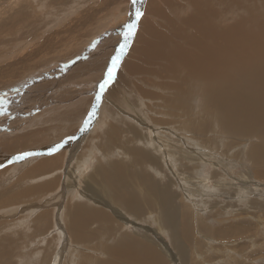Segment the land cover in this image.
Listing matches in <instances>:
<instances>
[{
  "label": "rangeland",
  "instance_id": "374dc122",
  "mask_svg": "<svg viewBox=\"0 0 264 264\" xmlns=\"http://www.w3.org/2000/svg\"><path fill=\"white\" fill-rule=\"evenodd\" d=\"M105 1L106 0H0V38L3 39L2 43L0 42V86L4 84L6 87H9L10 84H14L0 91V93L8 91V94L0 95V99L10 100L9 103L11 102L7 104V114L0 111V140L14 133V135L22 137L24 133L30 132L29 130L21 131V129L27 126L31 116L36 117L39 113L59 111V114H62L66 112L65 115L60 116V120H69L78 114H82L84 120L87 118V115L82 113L81 106H84L86 109L89 101H91L92 104L94 102V95L83 96L82 93L85 89H81L80 87L89 86L88 82L95 77V74L89 73V80H87V82L82 81L84 80L83 74L87 73L89 68L96 67L97 61L104 60L106 63L109 61L114 48L117 46L115 44L117 40L113 37L116 33V27L119 26L117 31H120L122 25L129 20V10H127L129 6L125 9L124 1V7L122 5H117L119 8H112V6L107 8V2ZM109 1L115 2V0ZM127 2L129 1L127 0ZM50 3H54L51 5L58 7H54V9L53 7L48 8ZM92 7L93 9H98L97 12L99 13L98 17L100 20L97 21V18L90 17L91 20L87 23V17L84 18L81 14L86 12L89 16H93V12L96 11V9L93 10L91 9ZM72 9V16L69 20H67V18L65 19L66 21H64L62 13L63 15L69 12L71 13ZM22 12L25 14L26 22H28L26 26L31 22L37 24L41 21H44V25L35 29L32 28V25H29L28 27L22 28L23 32H18L19 34L16 33L18 35L13 34L16 27H18L16 23L20 26L22 22L20 16H17L19 18L14 17H16L17 13ZM43 14L47 15L43 16ZM36 15H41V17H39L41 19L44 17L45 20L44 18L41 20ZM80 16L84 18V20H82ZM227 18H231L230 13ZM60 19L64 21L62 22L64 25L57 23ZM56 23L58 24L57 26ZM85 24L89 25L81 28L82 25ZM46 25L50 27H48L50 29L49 31ZM77 26H80V28ZM94 26H98L96 29L97 31H92V27ZM57 27L60 34L64 32V35H56L57 37L55 38H58L56 41L55 38L51 39V37H53L55 34L54 32L57 31ZM24 30L31 36H23L24 34L27 36V32H24ZM66 31L67 36L65 34ZM83 35L86 36L85 39H83ZM15 36L18 38H15ZM21 36H23V39H21ZM49 36L51 37L49 38ZM63 36L66 37L63 39L60 38L62 40L59 41V37ZM43 37H45L46 40L43 39ZM108 37H112L113 39L111 40V38L109 39ZM39 38L42 39H40L41 42L43 40L46 42H42L41 46L34 47L31 45L27 50L25 49V43H27V41L30 43ZM86 39L88 40L87 42L84 41ZM64 40H66V42H64ZM109 40L111 42L114 41V43L112 44ZM84 42L89 44L86 45ZM63 43H67L68 45H63ZM18 44H21V50L17 54V58L13 57L14 60L12 61V63L15 61L17 64L14 62V65L11 66V63L9 66L7 65L9 63L8 60L6 62L4 60L10 55L9 53H11L12 50H15ZM12 45L15 46L12 47ZM84 46H87V55H85L86 52L84 53L82 49L85 48ZM49 48H52V50ZM104 49L107 50V52ZM96 50L101 51V54L98 56L94 55ZM111 51L112 53H110ZM51 52L57 54V58L56 60L54 59L55 61L53 60V64H50V59L40 62L39 59L50 58L52 55ZM108 52L109 54H107ZM4 53L9 55L6 56ZM79 53L84 54V56ZM55 54H53V57ZM125 59L126 55L123 60L125 61ZM22 61L25 63L28 61L30 63V68L27 65L28 63L24 64ZM69 63L72 64L70 65ZM154 66V62L151 61L149 65L144 68L146 73L143 71L144 73L137 72V75L136 73L135 75H124L125 77H131V81L128 82L129 85L127 84L126 89L129 98H125L123 102L118 105V110L114 108V110L118 112L117 115L113 113V116H111L110 111H108L104 105H101L98 109V116L93 120L88 129L83 128V119L79 121L73 119L68 122H59L53 125L59 128L57 130L64 128L66 132L71 133L62 136H60L61 134H56L55 137H57L58 140L57 138L55 140L59 143L65 142L64 147L56 153L43 155L47 157L57 156L58 162L52 167L41 169L40 167H35L37 165L36 162H31L30 165L27 163L26 165L17 167L10 159L3 163L1 161L5 155L2 154L4 145L0 142V155H3L1 158L2 160L0 159V166L7 164L4 167H0V264H29L32 262V264H53L54 260L56 264H87V262H90L89 264H99L105 261L108 256L107 250H103L104 247L108 249L114 246V244L118 242V239L122 241L121 238L124 237L133 242L137 247L142 244L140 236L145 234L153 237V239L155 238L156 240H154L158 244L161 242L160 245L164 248L163 251H160L157 243H155V247H151L155 249L161 257V262H159V264H264V145L259 147L263 138L259 136V133L248 136L252 132L235 134L228 130H226V132L219 130V127L215 128L214 133L213 131L211 132L212 120L207 113V103L205 105V97L208 95L207 86L205 83L194 82L189 85V87L193 86L195 88L194 96L197 97L195 106L199 108L194 116L198 114V116H200H197L199 119L203 118L202 120L205 121L206 128L205 132L201 135L202 144H200V150H198L199 146L191 147L190 144L182 142L186 141V139H190L188 135L183 132L188 130L185 128L180 129L181 124L178 123V120L177 126L174 129L169 125H165L164 127L160 124L157 125L155 122L157 119L154 120L152 118H157L156 116H158V118H163L165 116L164 114L167 115V113H165V111H167L165 106L159 109H153L152 106L158 102L152 99L142 98L137 90V87H142L143 89L150 90L151 94H154V92L159 95L164 94L165 96L167 94L168 97V92L158 88V84L164 81V79H160L163 71L156 70L157 67ZM121 69L122 66L120 70ZM83 70L86 71L84 72ZM148 73L154 77L147 76ZM143 75H146L148 78L147 81L146 77H143ZM78 79L82 84L81 82L78 83ZM142 79L144 80L142 81ZM156 79L159 80V82H157ZM16 81L19 82L15 83ZM36 81L42 82L43 85L38 84L39 86H43L42 89L36 86ZM148 81H150V83ZM75 86L78 88H75ZM50 87H64V89L66 88L64 91H68L70 88L74 96L78 91H83L80 94L78 92L73 99H68L71 97V95H69L70 93H68L67 96L69 97H66V99L67 101H72L62 102L58 97L52 99L53 95H57V91L55 89L49 91L48 88ZM71 87H73V89ZM46 88L48 89L46 95L48 94L47 97L49 96V98H51L49 101L50 103L44 100L35 104L37 99L34 96L39 94L38 92L40 90L43 91ZM33 90H35V92ZM76 90L78 91L76 92ZM176 92L182 95V99H184L186 95L191 96L189 89L185 86L178 87ZM14 97H18V99L17 102L13 104L12 99ZM103 101H105V98ZM15 104L17 106L19 105V107L23 105V108L27 107V110L23 112L25 113L26 111V113L23 114L21 112L22 114L20 113L19 116H17L14 113V109L16 108ZM163 105L165 104L163 103ZM29 106L31 107V111H33L31 113H28ZM52 106H55L56 110H54ZM32 108L34 109L32 110ZM62 109L63 111H61ZM90 109L91 106L88 107L87 114ZM194 112L195 110H192L191 114ZM152 113H154V115ZM121 125H124L128 131L126 130L125 135L119 136V138L116 139H120V142L116 140L111 142V144L117 142L115 144V149L105 152L101 145V142H105L104 134L111 128L115 130L117 127L120 128ZM129 126H133L138 131L142 132L144 138L142 137L134 142V139L130 137L129 142ZM163 131L165 135H163ZM169 136H171L172 139L169 138ZM78 137H81L80 145L77 146L78 150L75 149L74 155L70 157V150H72V145L76 143ZM153 137H155L156 140ZM178 137L182 141H179ZM125 138L128 139L126 140ZM175 138L178 140L176 141ZM43 140L44 137L41 141ZM147 140L151 141L148 142ZM126 141H128L129 144L126 143ZM244 143L245 145H243ZM124 146L126 149L123 148ZM184 146H187V148L183 149ZM256 147L259 148L257 149ZM18 149L19 148H17V150ZM146 149L149 151L147 155L151 156L153 162L147 157V161L141 164L135 160L134 152ZM173 150L174 152H172ZM167 151L170 154L167 153ZM196 151H201L197 154L201 155L198 156L200 159H196L197 155H192L195 154ZM160 153L163 154L160 155ZM169 155L170 158L168 157ZM190 155H192L191 158L194 159H190V162H188L186 159ZM163 157L164 159H162ZM158 159L160 160L158 161ZM120 161L125 164L123 168L132 171L130 175L135 174L136 171L141 168L140 171L146 173L144 174L145 177L149 178L157 188L163 187L164 185L167 194L171 193L173 195V199L168 196V206L171 211L168 215H165V218L171 219V221L165 219L167 224L164 222L163 225H167L166 227L161 225L162 229H158L159 227L154 223L157 222L156 218L159 216L157 212L161 210L159 206L151 204L148 197L145 198L144 191H151L149 183H141L140 185L135 183L134 178H131L128 181L129 186L126 187V189L120 190L114 187L113 192L120 193L123 196L110 201L104 195L105 189L102 184L96 181H89V176L94 174L93 172L95 169L101 168L108 171L109 168L111 169L112 167L107 168L103 166H106L107 163V166H109ZM189 166L198 167V169L202 167L203 170L195 174L192 169L187 168ZM6 167H9V169ZM14 168H16V171ZM186 177L188 181H186ZM50 182H52V185L48 186ZM84 184L86 185L84 186ZM87 187H90L89 191L85 190ZM14 191L18 193L17 199L7 201L6 203H9L8 205L1 204V201L6 200L3 198V195L5 193H13ZM64 191L65 194L60 195V193ZM81 191L88 194L90 198H85L86 200L81 198ZM107 191H109L108 188ZM133 191H136V194L139 196L142 194V196L137 199L139 203L138 207L129 200L127 203L123 201L124 198L128 199V195L134 194ZM125 204L128 205V210H125ZM71 206L72 209L70 208ZM79 209L82 217H87L90 213L96 214L93 220L85 223V227L91 229L95 236L86 245L78 242L76 244L75 241L73 242L69 229L67 228L70 212L71 218L74 220L78 217ZM73 212L75 213L72 215ZM134 212L143 217L134 215ZM68 213L69 216L66 217ZM41 214L44 215L38 219ZM45 219L47 220L45 221ZM41 221L43 223H41ZM170 223H175L173 230L170 229ZM64 230H66L67 233ZM113 232L115 235L112 234ZM124 232L128 235L124 234ZM122 235L123 237H121ZM128 236L133 240H131L130 237L128 238ZM51 238L53 240H51ZM85 258H87V260ZM31 259L34 260L31 261ZM96 260H100V262L98 261L99 263H97ZM84 261L85 263H83Z\"/></svg>",
  "mask_w": 264,
  "mask_h": 264
},
{
  "label": "bare ground",
  "instance_id": "6f19581e",
  "mask_svg": "<svg viewBox=\"0 0 264 264\" xmlns=\"http://www.w3.org/2000/svg\"><path fill=\"white\" fill-rule=\"evenodd\" d=\"M123 1L125 2V9H127L129 6V9H127V10H129V12H130V3H129L130 0H128L129 2H127V0H115V2H110L109 0H106L105 2H107V6H108L107 8H109V6H112V8H114V7H118L119 5L120 6L122 5L124 7ZM143 3H144V6H143ZM51 4H54V3H50L48 5V8L53 7V9H54V7H58V6H53ZM93 7H95V6H93ZM93 7L91 9H93ZM139 7L141 8V10L144 13V15L140 21L139 30H138L137 35L135 36L133 42H131L130 48L126 50V59H125V61L123 60L124 62L122 65V69L118 72L116 81L110 87L108 93L106 94L105 101H103V103H102V105H104L106 107V109H108V111H110L111 116H113V113H116L115 115H117L118 112H116V111L118 110L117 109L118 105L120 103H122L125 98H129V95L126 93V89H127L128 82L131 81L130 80L131 77L130 78L125 77L124 75H128V76L132 75V74L135 75V73L137 75L138 74L137 72L145 71V69H144L145 66L147 67L149 65V63L151 61H153L154 65H155L154 67H157L156 70L163 71V74L160 76L161 78L160 77L159 78L161 80L164 79V81L160 82L158 84V86H159L158 88H161L162 91L168 92V97H167V94H166V96L164 94H160V95L156 94L155 92H154V94H151L150 90L143 89L142 87L141 88L137 87V90H138V92L142 98H144V99L148 98V99L154 100L155 102L156 101L158 102L157 104L155 103L154 106H152L153 109L154 108L159 109V108L165 106V109L167 110V111H165V113H167V115L164 114L165 115L164 116L165 118L163 117L164 119L162 117L158 118V116H156L157 118H154V117L152 118L154 120L157 119V121H155L157 123V125L160 124L162 127H164L165 125H169L171 128L174 129L177 126V120H178V123L181 124L180 129L181 128L187 129L188 131H183V132H185L188 135V137L190 138V139H186V141H182L179 139V137H180L179 136L178 137L179 141L188 143V144H190L191 147L199 146L198 150H200V148H201L200 144H202L201 143L202 142L201 135L205 132L206 123L204 120H202L203 118H201V119L198 118V117H200V116H198V114H197L198 117L194 116L196 114V111H198L199 108H197L195 106V103L197 101V97L194 96L195 88L193 86H190L191 88L189 87V85H191L194 82H200L202 84L205 83L207 86V89H208V95L205 97V105L207 103V113H208L210 119L212 120V123H211L212 126L210 128L211 132L213 131V133H214L215 128L219 127V130H222L225 132H226V130H228L229 132L235 133V134L252 132L248 136H250L252 134H258L259 133V136H261L263 138V141L260 143L259 147L264 145V0H145V2H144V0H142V3L139 5ZM26 8H28V7H26ZM37 8H39V7H37ZM94 9H96V8H94ZM101 9H102V7H101ZM97 10L98 9H96V11L93 12V16H91V15L89 16L88 13L86 14V12H84L81 15L84 18L87 17L86 18L87 23H88V21L91 20L90 17L97 18V21H98L100 19L98 17L99 13L97 12ZM32 11H34V10H32ZM60 11H57V12H60ZM229 13L231 14V18H227ZM72 14H73V9H72L71 13L69 12V13H66L65 15H63V13H62V17H63L64 21H66L65 19H67V18H68L67 20H69L70 17L72 16ZM41 15H39V16L41 17ZM45 15H47V14H45ZM45 15L43 14V16H45ZM17 16H20L22 18V22H21L20 26L18 23H16V26L18 25V27H16V30L13 32V34H15V35H18L20 32H23V29H22L23 27H28L29 25H32L33 26L32 28L35 29V28H39L40 26L44 25V21H41L40 23H37V24H34L31 22L29 25L26 26V24L28 22H26V20H25L26 19L25 14L23 12L17 13L16 17H14V18H19ZM28 16H31V15H28ZM39 16H37V17H39ZM60 16H61V14H60ZM60 16H59V18H60ZM33 17H35V16H33ZM43 18L42 19L40 18V19L43 20ZM84 18L81 17L82 20H84ZM44 20H45V18H44ZM64 21H62V19H60L59 21H57V23L63 24L62 22H64ZM57 23H56V26L58 25ZM230 23H232V24H230ZM49 24H50V22H49ZM101 24H103V23H101ZM88 25L89 24L82 25L81 28H84ZM46 26H47V29L49 31L50 27L48 25H46ZM97 27L96 26L92 27L93 28L92 31H95L97 29ZM118 27L119 26H117L116 28L118 29ZM61 28H64V27H61ZM69 28H70V26H69ZM78 28H80V26ZM117 29L115 30L116 31L115 36H113L117 40V41H115L116 45H118L119 42H122L121 33L123 32V27L120 29V31H117ZM30 30H31V27H30ZM25 31L26 30H24V32ZM64 31H65V29H64ZM69 31H71V30H69ZM16 33H18V34H16ZM36 33H37V31H36ZM54 33L55 34L53 35V37L49 36V38L50 37H51V39L55 38V37H57L56 35L60 34V32L58 31V27H57V31ZM63 33H61L60 36H62ZM26 34H27V36L25 34L23 36H25V37L31 36L28 32ZM31 34H33V33H31ZM65 34L67 36V31ZM74 34H75V32H74ZM85 35L82 36L83 39H85V37H86ZM23 36H21V39H23ZM66 36L59 37V39L60 38L63 39ZM72 36H73V33H72ZM109 36H111V35H109ZM120 36H121V38H120ZM82 37H81V40H82ZM15 38H18V37L15 36ZM32 38H34V37H32ZM32 38H31V41H32ZM110 38H111V40L113 39L112 37H110ZM40 39L41 38H39L38 40L36 39V41L30 42V43L28 41H27V43H25L26 42L25 41L24 42L25 43V49L27 50L29 47H31V45H33L34 47H38V46H41L42 42H46L45 37H43V39H45V40H43L42 42L40 41ZM57 39H56V41H57ZM62 39H60L59 41H61ZM71 39H69V40H71ZM2 41H3V39L0 38L1 43H2ZM84 41L87 42L88 40L86 39ZM64 42H66V40H64ZM1 43H0V45H1ZM111 43L113 44L114 41ZM64 44H67V43H63V45ZM87 44H89V43H87ZM105 45H106V43H105ZM5 46H8V45H5ZM14 46L15 45H12V47H14ZM108 46H110V45H108ZM75 47H76V45H75ZM84 47L85 48H82V49L84 50V53H85L87 51V46H84ZM49 49L52 50V48H49ZM70 49H72V48H70ZM10 50H12V49H10ZM20 50H21V44H18L15 47V50L14 51L12 50V52L9 53L10 55L4 53L6 56L9 55L4 60L5 62L8 60L9 63L8 64L6 63L7 65L12 63V61L14 60L13 57L17 58V54L19 53ZM105 51L107 52V50H105ZM42 53H43V51H42ZM81 53H82V51H81ZM81 53H79V54H81ZM110 53H112V51ZM46 54H47V51H46ZM51 54L52 55L50 58L39 59L40 62H44L46 59H48V60L50 59V64H53L54 63L53 60L54 59L56 60L57 54H55L53 52H51ZM53 54H55L54 57H53ZM100 54H101V51L96 50L94 52V55L98 56ZM107 54H109V52ZM5 55H3V56H5ZM81 55L84 56V54H81ZM81 55H80V57H81ZM85 55H87V52ZM44 56H46V55H44ZM96 58H98V57H96ZM1 61H3V60H1ZM83 61H84V59H83ZM22 62L24 64L28 63L27 65L29 67L30 63L28 61L26 63L24 61H22ZM13 63L11 64V66L14 65L16 62L14 64ZM75 63H78V62H75ZM69 64L71 65L72 63H69ZM105 65H106V62L104 60H100L99 62L97 61L96 67L93 66L94 68H89L87 73H84V74L82 73L84 75V80H82V81L87 82V80H89V73L95 74V77L90 82H88L89 86H85L83 88L80 87L81 89H85L83 93H82L83 90L82 91L80 90L81 92L78 91L80 88L78 90H76V92L78 91L79 94L82 93L83 96H90L91 94L95 95V92L93 89L95 88L97 81H99L101 76L103 75ZM31 67H32V65H31ZM59 68H61V67H59ZM36 70H38V69H36ZM145 73H146V71H145ZM146 75L145 76L143 75V77H146ZM159 75H160V73H159ZM147 76L151 77L152 75H150L148 73ZM152 77H154V76H152ZM140 78H142V77H140ZM147 79L148 78L146 77V81H147ZM23 80H26V79H23ZM38 80H39V78H38ZM143 80L144 79H142V81ZM19 81H16L15 83H17ZM156 81L159 82V80H157V79H156ZM79 82H81V81H79V79H78V83ZM148 82L150 83V81H148ZM1 83H2V81H1ZM135 83H138V82H135ZM38 84H42V82L36 81V86H38L39 89H42L43 86H39ZM81 84H82V82H81ZM13 85L14 84H10L9 87H11ZM48 85H47V87H48ZM181 86H185L187 89H189L191 96L186 95V97L184 99H182V95H180L176 92V89L178 87H181ZM9 87L8 86L6 87L4 84H1L0 91L4 90L6 88H9ZM76 87L77 86H75V88ZM36 88H35V90H36ZM71 88L73 89V87H71ZM48 89H49V91L55 89L57 91V95L56 94L53 95L52 99L58 97L60 100H62V102L67 101L66 97H69V96H67L68 93H70L69 95H71V97H69L68 99H73L76 96V94L78 93V92L76 94L74 93L75 94V96H74V95H72V90L70 88L69 89L71 91L69 89H68V91H64L66 89V88L64 89V87H62V88L50 87ZM48 89L46 88L43 91L40 90L38 92L39 94L34 96L37 99L35 101V104L40 102V101H44V100H46V102L50 101L51 98H49V96L47 97L48 94L46 95ZM35 90H33V91L35 92ZM18 91H15V92H18ZM5 94H8V91L0 93V95H5ZM17 99H18V97L17 98L14 97L12 99V103L13 104L16 103ZM5 101H7V104H8L10 100L5 99ZM69 101H72V100H68L67 102H69ZM163 103L165 105H163ZM58 104H60V103H58ZM140 104H141V102H140ZM32 105H34V104H32ZM23 106L19 107V105L18 106L16 105V108L14 109V113L17 116H19V114L21 112L23 113L24 110H27L26 109L27 107L25 106L26 108H23ZM90 106H91V101H89V104L86 106V109L84 106H81L82 107L81 110H82V113L84 115H87V109ZM53 107H54V110H56L55 106H52V108ZM114 108H116L117 110H114ZM6 109H8V107H6ZM6 109L4 111H2L5 114H7V112H8V111L6 112ZM33 109L34 108H32V110ZM37 109H40V108H37ZM192 110H195V112L191 114ZM61 111H63V109ZM31 112H33V111H31V107L29 106L28 113H31ZM25 113H26V111H25ZM25 113H23V114H25ZM65 113L66 112L59 114V111H52V113H45V112L42 114L39 113V115H37V116L35 115L36 117L31 116V119L29 118V123L27 124V126L25 128L21 129V131L29 130L30 132L24 133L22 135V137L14 135L15 134L14 133L13 135L6 136L0 140V142L3 143V145H4L2 154L3 155L5 154L3 157V160L1 159L3 155H0V159L2 160V161L1 160L0 161L5 163L8 159H10L14 164L17 165V167L26 165L27 163L30 165L31 162L32 163L36 162L37 165L35 167H40L41 169L54 166L58 162L57 156L47 157V156H43V155H45V154L48 155L50 148L57 145L56 143L59 144V142H57L58 138L55 137L56 134H61L60 136H62V135H66V134L71 133V132H66V130L64 128H62L61 130H57L59 128L57 126H53V125H55L59 122H61V123L66 122V121L68 122V121H71L73 119H76V121L83 119L82 118L83 115L78 114L72 119H69V120H62L61 119L60 120V116L65 115ZM152 114L154 115V113H152ZM9 115H10V113H9ZM26 115H28V114H26ZM184 115H187V116H184ZM111 116H108V117H111ZM145 117H147V116H145ZM127 126H128V124H127ZM68 127H70V126H68ZM129 127H130L129 133H128L129 139L125 138L126 140L128 139V141H129L130 137H131L132 139H134V142H136V141H138V139H141L143 137L142 132L138 131L133 126H129ZM148 127H149V125H148ZM0 130H1V127H0ZM126 130L128 131V129L124 125H121L120 128L117 127L116 130L114 128L109 129L104 134V137H105L104 141L105 142L104 143L101 142V145H102L104 151L109 152V150L115 149V144L117 143L116 141L120 140V139L119 140H116V139L119 138V136L125 135ZM155 131H156V129H155ZM153 132H154V130H153ZM84 133H86V132H84ZM163 135H165V132ZM43 137H44V140L41 141ZM163 137H165V136H163ZM174 137H175V135H174ZM183 137H185V136H183ZM56 138H57V140H55ZM153 138H155V137H153ZM169 138H171V136H169ZM80 139H81V137L80 138L78 137L76 143H74L72 145V150H70V154H69L70 157H71V155H74L75 149H77V146L80 145ZM178 139L175 138L176 141ZM192 139H194V140H192ZM196 139H198L200 142ZM113 140H116L115 141L116 143L111 144V142H113ZM151 140H149V141H151ZM155 140H156V138H155ZM128 141H126V143L129 144L130 141L129 142ZM174 143H176V142H174ZM147 145H148V143H147ZM243 145H245V143ZM91 147H92V144H91ZM137 147H139V146H137ZM181 147H183V146H181ZM17 148H19V149L17 150ZM123 148H125V146ZM132 148H134V147H132ZM171 148H172V146H171ZM177 148H179V147H177ZM186 148H187V146H184L183 149H186ZM116 149H117V147H116ZM140 149H142V148H140ZM152 149H153V147H152ZM28 152L38 153V154L32 155L30 157H26L24 160H15V157L17 155L23 154V153H28ZM172 152H174V150ZM200 152L201 151H196V153L192 154V155H197ZM263 152H264V150H263ZM148 153H149V151H147V149L135 151L134 152L135 160H137V162H139L141 164L145 163L147 161V157H149L152 160L151 156L147 155ZM150 153L153 154L152 152H150ZM167 153H169V152L167 151ZM161 154H163V153H160V155ZM181 154H182V152H181ZM124 155H125V153H124ZM126 155H127V153H126ZM192 155H190L189 156L190 158L188 157L186 159V161L190 162V159H194V158H191ZM155 156H156V153H155ZM198 156H201V155L200 154L197 155L196 159H200V158H198ZM168 157L170 158V155ZM162 159H164V157ZM162 159H161V161H162ZM159 160L160 159H158V161ZM131 162H133V161H131ZM152 162H153V160H152ZM107 164H106V166H103V167H107V168L112 167V168L111 169L109 168L108 171H105L101 168L95 169L93 172L94 174L91 175L92 177L89 176V181H91V182L96 181V182H99L100 184H102V186L105 189L104 195L106 196V198L108 200L112 201L113 199H115L117 197L123 196L120 193H114L113 192L114 187H116L120 190H124V189H126V187L129 186L128 185L129 179L134 178L135 183H137V184H140V185H141V183H149L150 184V190L151 191L150 192L144 191V193H145V198L148 197L150 203L154 204L156 206H159V208L161 210L160 212H157L158 213L157 215H159L156 218L157 222H154L155 225L157 227H159L158 229L161 228V225H163L164 222L166 223V220L171 221V219L165 218V215L166 214L168 215L171 211V209L168 206V196H170V198L173 199V195L171 193L167 194L166 187L164 185H163V187L161 186L160 188H157V186L149 178L145 177L144 174H146V173L140 171L141 168H140V170L138 169L135 174L130 175L132 173V171H130L129 169L123 168L124 167L123 165H125V164L122 161H120L118 163L111 164L109 166H107ZM135 164H136V162H135ZM5 165H7V164H4L0 167H4ZM194 165H196V164H194ZM163 167H165V166H163ZM187 168L192 169L195 174L199 173L201 170H203L202 167H199L200 170L198 169V167H190L189 166ZM7 169H9V167ZM14 169L16 171V168H14ZM202 173H203V171H202ZM181 175H183V174H181ZM185 176H187V175H185ZM153 180H154V178H153ZM186 181H188V178ZM50 185H52V182L48 183V186H50ZM85 185L86 184H84V186ZM107 188L109 191H107ZM85 190L89 191L90 187H87ZM81 193H82L81 198H83V199L90 198L88 196V194L83 193L82 191H81ZM133 193L134 194H132V195H128L129 197L126 196V197H128V199L124 198L123 201L125 203H127L129 200L132 204H135V206L138 207L139 203H138L137 199L139 197H141L142 194L139 196L136 194V191H133ZM61 194L64 195L65 191L61 192L60 195ZM17 195H18V193H16L15 191L13 193H10V194L5 193L3 195V198L6 200L1 201V204L3 203L4 205H8L9 203H6V202L13 200V199H17ZM83 199H81V200H83ZM10 205H11V203H10ZM70 208L72 209V206ZM124 208H125V210H128L129 207H128V205L125 204ZM80 212L81 211L79 209L78 217L74 220L71 218V212H70V218H69V220L67 219L69 221V222H67L68 223L67 228L69 229L70 236H71L73 242L75 241L76 244L78 242V243L86 245L95 236H94V233H92L91 229H88L85 227V223L93 220L95 218L96 214L90 213L89 215H87V217L86 216L82 217V214ZM74 213L75 212H73L72 215ZM133 214L140 216L136 212H134ZM43 215L44 214L39 215L38 219H40ZM68 216H69V213L66 217H68ZM140 217H143V216H140ZM46 220L47 219H45V221ZM141 221H142V219H141ZM41 223H43V222L41 221ZM60 224H62V223H60ZM163 226H165V224ZM165 227H163V228H165ZM174 227H175V223H170V229L173 230ZM28 228H30V227H28ZM163 230H165V229H163ZM64 231L66 232V230H64ZM34 232H36V231H34ZM112 234L115 235L114 232ZM124 234H126V233L124 232ZM117 235H119V234H117ZM123 235L121 237H123ZM126 235H128V234H126ZM129 237L130 236H128V238ZM121 239H122V241L120 239H118V240L116 239L118 242L115 243L114 246H112L108 249H107V247H104L103 250L104 251L107 250V252H108L107 259L105 261H103L102 263H99L100 260H98L99 262L96 260L97 263H99V264H159V262H161V257L159 255V253L155 249L151 248V247L156 246L155 243H157V242L155 241L156 240L155 238H154L155 239L154 240L153 237H150L147 234L141 235L140 240H141L142 244H140V246H137V247L134 245L133 242L129 241L125 237L121 238ZM130 239H131V237H130ZM51 240H53V239L51 238ZM131 240H133V239H131ZM106 241H107V239H106ZM160 243L159 244L157 243L158 249L160 251H163L164 248H163V246L160 245ZM27 254H29V253H27ZM30 255H28V256H30ZM24 257H25V255H24ZM85 259L87 260V258H85ZM32 260H34V259H31V261ZM43 260H42V263H43ZM37 261H39V260H37ZM85 261L83 263H85ZM90 261H92V260H90ZM55 262L56 261L54 260L53 264H56ZM32 263H29V264H32ZM89 263L87 262V264H89ZM57 264H59V263H57Z\"/></svg>",
  "mask_w": 264,
  "mask_h": 264
},
{
  "label": "snow or ice",
  "instance_id": "6c2138e0",
  "mask_svg": "<svg viewBox=\"0 0 264 264\" xmlns=\"http://www.w3.org/2000/svg\"><path fill=\"white\" fill-rule=\"evenodd\" d=\"M142 0H130V12L129 20L122 26L123 32L122 42L114 48L113 54L110 56L109 61L105 65L103 75L100 80L97 81L94 88V102L91 104V109L87 114V118L83 122V128L88 129L93 120L98 116V109L101 107L103 100L108 93L112 84L116 81L117 74L123 63V58L126 55V50L130 48L131 42L134 40L139 30L140 21L144 15L143 11L139 7ZM7 102L0 99V111L5 110ZM65 142H61L50 148L49 154L56 153L64 147ZM38 153H23L15 157V160H24L26 157L36 155Z\"/></svg>",
  "mask_w": 264,
  "mask_h": 264
}]
</instances>
